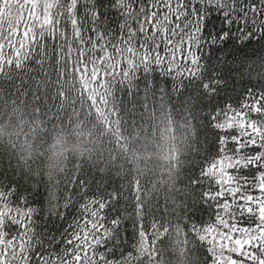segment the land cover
I'll return each instance as SVG.
<instances>
[{"label":"snow or ice","instance_id":"6c2138e0","mask_svg":"<svg viewBox=\"0 0 264 264\" xmlns=\"http://www.w3.org/2000/svg\"><path fill=\"white\" fill-rule=\"evenodd\" d=\"M253 43L264 46V0H0V84L30 93L45 114L70 82L101 102L123 103L126 94L133 109L136 97L187 115L198 137L178 223L203 264H264V90L220 103L224 73L241 80L239 53ZM157 71L170 89L155 86ZM91 173L77 170L55 194L10 165L0 169V264H125L143 225L123 188ZM197 206L211 212L209 222L193 221ZM72 208L77 215L51 231Z\"/></svg>","mask_w":264,"mask_h":264},{"label":"trees","instance_id":"16d2710c","mask_svg":"<svg viewBox=\"0 0 264 264\" xmlns=\"http://www.w3.org/2000/svg\"><path fill=\"white\" fill-rule=\"evenodd\" d=\"M239 55L242 81L224 73L227 85L221 104L226 100L237 105L250 88L264 90V46L253 43ZM140 75L137 83L143 87ZM150 79L157 88H171L172 81L162 79L158 71ZM69 84L63 85V103L47 114L30 93L20 95L8 82L0 84V169L10 165L29 182L50 186L55 194L64 178L77 170L89 172L88 179L91 172H103L105 179L123 188L129 214L142 223L145 233L136 239L125 264H203L199 246L178 223L182 203L178 190L198 137L187 115L166 101L149 100L142 107L136 97L133 109L126 94L123 103L113 104L110 97L101 102L98 94L74 90ZM208 136L211 141L212 134ZM35 199L39 203L43 196ZM75 215L76 209H69L65 220L49 223L50 230L55 232ZM210 216L201 206L192 213L198 225L209 222ZM123 229L130 243L131 225L126 223Z\"/></svg>","mask_w":264,"mask_h":264},{"label":"clouds","instance_id":"9594fccd","mask_svg":"<svg viewBox=\"0 0 264 264\" xmlns=\"http://www.w3.org/2000/svg\"><path fill=\"white\" fill-rule=\"evenodd\" d=\"M55 147L57 148V149H59L60 147H61V145H60V142L59 141H57L56 142V145H55ZM55 154V153H54Z\"/></svg>","mask_w":264,"mask_h":264}]
</instances>
